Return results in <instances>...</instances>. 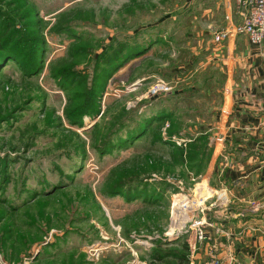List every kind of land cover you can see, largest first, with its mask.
<instances>
[{
	"label": "rangeland",
	"instance_id": "374dc122",
	"mask_svg": "<svg viewBox=\"0 0 264 264\" xmlns=\"http://www.w3.org/2000/svg\"><path fill=\"white\" fill-rule=\"evenodd\" d=\"M237 12L233 0L229 18L223 0H0V23L29 46L44 39L36 74L34 60L0 67V264H191V226L214 192L198 143L228 85L220 65L198 72L190 46ZM109 47L140 54L107 79L101 115L70 126L49 69ZM158 81L171 91L150 95ZM135 125L144 134L129 138Z\"/></svg>",
	"mask_w": 264,
	"mask_h": 264
},
{
	"label": "crops",
	"instance_id": "0c3cea01",
	"mask_svg": "<svg viewBox=\"0 0 264 264\" xmlns=\"http://www.w3.org/2000/svg\"><path fill=\"white\" fill-rule=\"evenodd\" d=\"M223 6L229 18L230 0ZM195 42L190 51L198 72L220 65L228 88L205 131L211 155L198 178H206L214 192L200 221L211 226L202 241L191 231L188 243L196 258L190 261L210 264L215 256L219 264H264V57L243 35H231L220 52L211 36L196 34Z\"/></svg>",
	"mask_w": 264,
	"mask_h": 264
},
{
	"label": "trees",
	"instance_id": "16d2710c",
	"mask_svg": "<svg viewBox=\"0 0 264 264\" xmlns=\"http://www.w3.org/2000/svg\"><path fill=\"white\" fill-rule=\"evenodd\" d=\"M11 21L8 22V20H5L0 23V67L3 66L6 60L18 61L21 64L22 61L30 63V61L34 60L35 64H32L31 68H37L34 72V74H36L40 69V60H42V55L44 54V49L42 47L44 45V39L40 38L38 41L34 39L32 40L33 44L29 46L28 43L30 41L18 31V27L13 25ZM9 23H12V25ZM153 42L157 43L158 41L154 40ZM131 48L132 47L122 48V53L117 55L115 49L109 47L107 51L102 50L100 53L102 55L101 61H99V56H97L88 62L89 65L86 63L82 67H79L78 64L85 61L84 57L88 51L84 53L79 51L69 56L68 59H70L71 62L60 64L56 70L49 69V73L52 78L55 79L57 86L68 93L64 116L70 126L83 127V118L85 116L96 119L101 115L99 103L106 92L105 85L107 79L110 78L113 72L120 68L127 59L140 54V48H136L135 50H131ZM144 48H147V46ZM215 69L218 68L216 67ZM206 80H204V82H206ZM190 90L198 91V86L196 89L190 88ZM96 125L97 123L94 124V126ZM144 128L145 126H143V128L138 125L133 126L130 131H128L129 138L143 135L145 131ZM114 133L115 132H111L109 136ZM109 136L106 142H104V140L102 141V144L105 143V146H108L110 143ZM206 138L207 139H204V141H199L198 146H200V148L198 149H205L206 152H208V150H210L208 146V136H206ZM178 150L180 155L185 153L182 147H178ZM189 156L190 154H188V158ZM196 158L201 161L198 152L196 153ZM203 168L201 166L196 173L201 175ZM123 185L125 186L126 184ZM143 195L144 196L141 195V198H144L146 194ZM185 243L184 248L187 249L189 245L187 242ZM154 256V259L157 260L163 258V256L159 254H155ZM179 262L180 264H188L186 255L179 256Z\"/></svg>",
	"mask_w": 264,
	"mask_h": 264
},
{
	"label": "built area",
	"instance_id": "2783aa9c",
	"mask_svg": "<svg viewBox=\"0 0 264 264\" xmlns=\"http://www.w3.org/2000/svg\"><path fill=\"white\" fill-rule=\"evenodd\" d=\"M233 3L242 16V21L212 33L211 42L216 52H220L222 45L231 35H243L251 46L258 48V54L264 57V0H233ZM171 89L172 86L168 83L158 81L150 87L149 94L155 95L160 91L168 92ZM256 206L257 204H252L254 209L257 208ZM206 226H211V224L204 221L192 224L191 231H193L196 241L206 238ZM210 264H219V261L215 256H212Z\"/></svg>",
	"mask_w": 264,
	"mask_h": 264
}]
</instances>
